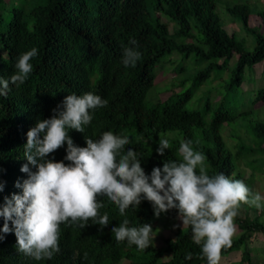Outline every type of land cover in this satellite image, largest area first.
<instances>
[{
    "label": "trees",
    "instance_id": "1",
    "mask_svg": "<svg viewBox=\"0 0 264 264\" xmlns=\"http://www.w3.org/2000/svg\"><path fill=\"white\" fill-rule=\"evenodd\" d=\"M233 3L226 10L255 35L253 49H247L234 30L224 27L216 0H0V77L10 78L19 56L37 49L26 82L19 88L10 84L7 97H0V183L4 185L0 206L5 198L22 194L16 183L28 178L20 171L27 163V132L38 120L56 115L53 110L62 108L67 95L88 92L106 99L108 105L90 110L93 120L84 133L69 130L76 146L86 147L85 138L97 140L106 131L128 136L131 143L125 146V152L128 148L135 150L141 167L150 175L154 167L162 168L165 160L180 162V144L190 140L193 149L205 155L210 177L223 173L242 181L241 162L249 167L253 176L245 184L254 194L249 183L257 172H264V86L253 90L257 91L248 103L243 84L246 72L255 70L256 64L263 65L260 75L264 73V0ZM133 39L137 45L130 44ZM125 47L141 53L135 67L122 63ZM174 53L183 58L193 54L208 62L190 75L192 85L187 86V78L180 79L178 74L170 82L171 94L149 106L146 102L155 83L154 69ZM173 56L170 62L178 58ZM184 70L175 68L177 73ZM198 94L207 95L202 109L188 108ZM254 109L258 117L252 116ZM243 125L251 131L250 137L236 133ZM224 126L230 128L227 134L221 132ZM227 137L236 141L233 146ZM160 138L170 143L164 156L156 151ZM66 149L65 144L45 159L67 165ZM98 199L104 204L100 215L107 213L109 217L106 227L91 220L83 229L61 224L60 252L51 260L41 261L19 252L14 232L9 233L0 242V264H121L126 258L130 260L127 264H207L202 245L192 238L191 226L178 227L161 246L152 238L143 251L127 241L118 242L111 229L125 218L128 227H154L153 206L142 199L138 208L130 206L121 216L106 196ZM256 210L241 205L234 220L238 235L230 248L222 250L219 264L231 263L228 258L234 257V264H258L254 254L264 262V246L260 253L262 246L250 245L257 235H264V209L253 215ZM161 214L173 217L178 211ZM3 223L0 217V228ZM238 251V256L227 257ZM189 253L191 258L186 259Z\"/></svg>",
    "mask_w": 264,
    "mask_h": 264
},
{
    "label": "clouds",
    "instance_id": "2",
    "mask_svg": "<svg viewBox=\"0 0 264 264\" xmlns=\"http://www.w3.org/2000/svg\"><path fill=\"white\" fill-rule=\"evenodd\" d=\"M130 44L137 45V41L133 39ZM36 55V48L21 54L15 64L16 72L8 79L0 77V97H7L10 84L19 88L26 82L33 71L30 61ZM140 59L141 53L134 47L123 49L125 67H135ZM107 105L106 99L91 92L67 95L62 108L53 110L56 115L38 120L27 132L24 151L27 163L20 171L27 173L28 178L22 184L16 183L22 194L5 198L0 206L4 221L0 242L14 232L19 252L36 261L51 260L60 252L61 224L81 229L88 226L89 220L101 228L109 224L107 213L102 216L99 213L104 207L99 197L106 196L118 207L121 216H125L130 206L138 208L142 199H146L156 217L176 209L183 226H191L194 242L202 245L207 264H219L222 250L232 246L237 231L234 220L241 205L264 209V197L253 194L243 181L229 179L223 173L210 177L205 155L194 150L190 140L180 144V162L165 160L163 167H154L150 175L141 167L135 150L128 148L125 152V146L131 143L128 136L106 131L97 140L85 138L86 147L76 146L69 130L84 133L85 126L93 120L90 110ZM158 143L156 151L164 156L170 148L169 140L160 138ZM65 144V160L69 164L45 159ZM29 165L37 170L31 171ZM3 188L0 183V192ZM128 225L125 218L111 229L115 239L136 245L141 251L147 249L154 238L155 222L153 228L150 224ZM190 258L191 253L186 256ZM129 261L123 259L121 264Z\"/></svg>",
    "mask_w": 264,
    "mask_h": 264
},
{
    "label": "rangeland",
    "instance_id": "3",
    "mask_svg": "<svg viewBox=\"0 0 264 264\" xmlns=\"http://www.w3.org/2000/svg\"><path fill=\"white\" fill-rule=\"evenodd\" d=\"M234 0H216L217 2V12L220 14L221 21L226 29L229 31L236 32L235 36L238 40L244 42V45L247 49H253L255 46L256 42V37L253 33H250L246 31L244 28H242L241 23L239 22V19L235 17L233 14L228 12L226 10L227 5H233ZM240 1H248V0H240ZM236 2H239V0H236ZM254 16V15H253ZM253 23H257V20L252 19ZM194 23L192 22V25ZM173 26V25H172ZM237 27V29H235ZM194 32L196 33V28L194 27ZM264 34V33H263ZM177 55L178 58L174 62H170L172 59L175 58ZM173 55H168L166 56L160 63H158L155 67V73H156V78H155V83L151 87L148 95H147V105H151L152 103L156 102L158 98L165 99L167 98L171 92L172 88L169 89L170 82L174 80V78L179 74L180 79H185L187 78V86L192 85L193 80L189 79L190 75L196 72L198 69L204 67L208 61H201L197 59L193 54L190 57L183 58L181 55L174 53ZM170 58V59H169ZM169 59V60H168ZM165 60H168L165 62ZM164 61V63H162ZM233 63V62H232ZM162 64V65H161ZM161 65V66H159ZM232 65V64H231ZM261 64H256L255 70L252 69L250 73L246 72V77L247 79L245 80L243 87L248 91L247 93H244V96L247 98V102L250 103L252 100L255 91L254 89H257L262 86H264V73L263 75H260L261 70L263 68V65L260 66ZM185 68L184 71H181L177 73L175 71V68L180 70V68ZM259 69V71H258ZM258 74V75H257ZM209 82V81H208ZM175 90H178L176 88ZM205 94H198L196 95L192 101L189 102L187 105L188 108L190 107H196L198 109H202L203 104L205 103L206 99ZM258 104L257 106H259ZM252 116L253 117H258V111L254 109L252 111ZM264 117V114H263ZM230 131V128L228 127H222L221 132L223 134H227ZM236 133H239L242 136H249L251 134V131L246 128V126L243 125V127L238 128L236 130ZM162 137V136H161ZM250 137V136H249ZM228 144L233 146V144L236 142L235 140H232L230 137H227ZM146 144L150 145L149 141H145ZM241 166L244 169V176H243V182L247 183L249 182L248 180L253 176L252 175V170L249 167H244L245 164L241 162ZM249 185L252 187L254 194H259L261 197H264V172H257L255 177L251 179ZM260 209L256 210V213L254 211L252 212L253 215L258 214ZM155 222V228H153V233L152 237L155 238V243L158 246H161L165 243V238L168 236H174L175 231L177 230L178 227H186L183 226L182 221L178 218V215L173 216V217H167L166 215H161L159 217L155 216L154 219ZM236 226V233L234 235H238V227ZM233 237V238H234ZM250 245H255L257 247L262 246V248L259 250L260 253H263V246H264V235H257L252 241H250ZM239 251L235 253H230L227 255V257L230 256H235L239 255ZM254 261L257 262L258 264H264V262H260V257L258 254L253 255ZM229 260L232 259L231 263L229 261L228 264H234L235 263V257L234 258H228Z\"/></svg>",
    "mask_w": 264,
    "mask_h": 264
}]
</instances>
